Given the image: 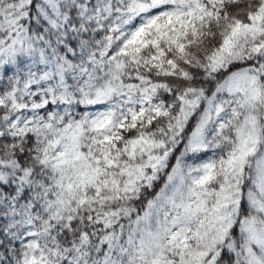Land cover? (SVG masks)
I'll use <instances>...</instances> for the list:
<instances>
[{
  "label": "snow or ice",
  "instance_id": "snow-or-ice-1",
  "mask_svg": "<svg viewBox=\"0 0 264 264\" xmlns=\"http://www.w3.org/2000/svg\"><path fill=\"white\" fill-rule=\"evenodd\" d=\"M0 264H264V0H0Z\"/></svg>",
  "mask_w": 264,
  "mask_h": 264
}]
</instances>
